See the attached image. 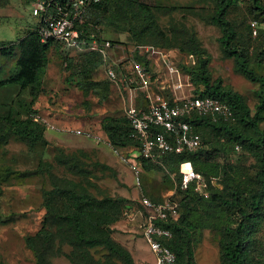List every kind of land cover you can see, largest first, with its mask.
Instances as JSON below:
<instances>
[{
	"label": "trees",
	"instance_id": "1",
	"mask_svg": "<svg viewBox=\"0 0 264 264\" xmlns=\"http://www.w3.org/2000/svg\"><path fill=\"white\" fill-rule=\"evenodd\" d=\"M208 1L212 9L204 19L219 27L218 42L223 55L232 58L237 73L258 85L252 108L240 92L224 85L220 77H212L209 55L193 31L175 21L167 26L161 23L160 16L174 8L163 0L91 2L78 26L79 36L85 41L107 39L121 43L110 36L123 31L127 33V41L135 45L177 48L194 55V63L181 65L193 86V95L218 99L229 106L232 117L188 116L186 119L200 136L199 147L161 154L154 161L139 156L140 171L163 169L173 174L176 182L180 179L179 163L189 160L206 181L204 191H199L195 183L185 189L176 187L177 214L157 221L171 235L160 240L174 252L173 264H196L194 235L198 230L208 229L217 235L219 264H264V31H260L259 44L253 45L229 17L237 0ZM247 8L248 15L264 21V0H249ZM37 29L38 23L15 40H0V53L7 57L16 54L9 75L0 79V90H17L0 111V149L11 136L24 142L29 150L48 143L46 127L34 115L35 104L44 90L43 78L52 47L62 62L64 82L79 89L85 104L90 95H96L98 101L110 96L111 82L94 77L98 68L111 65L108 56L97 50L69 55L59 41H42ZM134 58L150 69L145 56L135 51ZM114 69L118 72L119 65ZM155 76L152 74L151 79H156ZM118 79L120 84L124 82L121 75ZM161 91L170 94L168 89ZM100 127L113 148L137 149L139 143L131 135L132 128L124 113L103 116ZM236 146L245 154L242 159L234 158L239 152ZM109 172L116 174L112 166L90 160L82 150L66 152L61 147L56 148L51 160L41 158L33 168L2 167L3 183L37 176L49 182L41 189L44 212L40 225L24 237L33 264H53V258L59 255L65 256L69 264H136L131 251L111 234L112 224L128 208L129 199L100 189L98 179ZM0 264L6 263L0 259Z\"/></svg>",
	"mask_w": 264,
	"mask_h": 264
},
{
	"label": "rangeland",
	"instance_id": "2",
	"mask_svg": "<svg viewBox=\"0 0 264 264\" xmlns=\"http://www.w3.org/2000/svg\"><path fill=\"white\" fill-rule=\"evenodd\" d=\"M168 7L174 6L171 13L160 16L161 23L167 26L170 21L186 25L194 32L198 41L209 55V69L212 77H220L223 84L240 92L250 107L256 103L258 85L244 78L234 68L232 58L223 55L218 37L219 27L207 22L204 17L212 9L208 0H163ZM249 0H237L229 17L253 45L259 44L264 31V21H258L247 13ZM39 22V17L32 14V0H0V40H15ZM121 43H112L107 48L108 62L119 65L118 75L125 78L133 75L129 64V56L135 44L127 41V33L116 32L110 36ZM109 39V38H108ZM128 42V43H124ZM123 43V44H122ZM69 55H77L80 50L68 46H60ZM165 49V48H164ZM169 56L179 70L178 78L185 85L177 95L193 93L188 76L182 72L181 65L194 63V55L171 48ZM16 54L7 57L0 53V79L9 75ZM194 60V62L192 61ZM121 63V64H120ZM152 89L156 97L172 99V93L158 88L157 81L163 80L166 69L160 63L152 62ZM264 73V65L262 66ZM95 78H106L105 69L100 67L94 74ZM124 83V84H123ZM120 84V89L111 85L107 100L98 101L96 95H90L85 104L84 97L76 86L64 82V70L59 54L54 47L49 50V63L43 78V92L37 99L35 107L37 114L56 126V129L45 128L44 134L48 143L37 144L34 150H29L26 144L11 136L0 149V173L2 167L10 166L17 170L33 168L41 158L51 160L57 147L66 152L82 150L90 160H99L112 166L116 174L104 173L98 179L100 189H106L111 194L129 199V206L121 218L112 224V236L126 246L132 253L136 264H156L154 254L143 235V227L147 217L146 209L141 205V196H150L159 202L173 199L176 191V180L173 174L163 169L140 171L137 149L133 147L113 148L100 127V120L108 114L124 113V105L128 99L135 104L146 105L144 92L135 84L126 82ZM130 89V90H129ZM16 88L0 90V111L12 100ZM24 95V94H23ZM171 96V97H170ZM138 103V104H137ZM46 127V126H45ZM81 132L77 133L75 130ZM83 132V133H82ZM236 148L234 158L242 159L243 154ZM127 157L139 169L140 183H135L133 169L120 161L119 156ZM61 172V169L55 168ZM49 182L42 177H32L24 181L13 180L9 183L0 182V259L6 264H33V256L24 243V237L35 232L44 212L42 207L41 189ZM196 264H219L217 235L208 229L198 230L193 239ZM53 264H69L68 259L59 255L53 258Z\"/></svg>",
	"mask_w": 264,
	"mask_h": 264
},
{
	"label": "built area",
	"instance_id": "3",
	"mask_svg": "<svg viewBox=\"0 0 264 264\" xmlns=\"http://www.w3.org/2000/svg\"><path fill=\"white\" fill-rule=\"evenodd\" d=\"M96 1L98 0H32V14L39 17L37 30L41 40L45 42L53 39L80 51L97 50L107 57L109 47L107 40L85 41L79 36L78 26L84 21L86 7ZM135 51L145 56L150 61V65L155 62L165 67L164 78L158 80L157 84L159 89H168L173 94L171 101L156 97L152 89L151 69L146 68L143 63L134 58ZM129 64L133 75L123 78V81L128 86L137 85L147 99L143 107L137 106L133 100L129 99L123 111L130 122L131 135L139 143L138 156L154 161L161 154L181 153L199 147L200 136L186 119L188 116L210 115L222 116L225 119L232 117L229 106L214 97L195 96L193 93L177 95V91L182 90L185 84L178 78L179 70L171 60L168 50L151 44H137L129 56ZM105 74L110 82L120 84L118 74L111 66H106ZM34 119L41 121L46 128L56 129L54 124L38 114L34 115ZM75 131L81 132L79 129ZM119 159L133 169L135 183L139 184L140 176L137 166L123 155L119 156ZM178 174L180 179L176 182V187L185 189L190 183H195L199 191L205 190V178L195 171L191 161H181L178 165ZM139 201L147 211L143 235L154 254L156 264H173L174 252L160 240L161 237H169L171 232L157 221H165L169 216L176 215L177 201L168 198L155 202L145 195L141 196Z\"/></svg>",
	"mask_w": 264,
	"mask_h": 264
},
{
	"label": "crops",
	"instance_id": "4",
	"mask_svg": "<svg viewBox=\"0 0 264 264\" xmlns=\"http://www.w3.org/2000/svg\"><path fill=\"white\" fill-rule=\"evenodd\" d=\"M111 85H113V86L115 85L116 87H118V88L120 89V86H119L120 84H114V83L111 82ZM129 90H130V89H129ZM128 100H129V99H128ZM133 101H134V99H133ZM134 102H135V101H134ZM138 106H139V105H138Z\"/></svg>",
	"mask_w": 264,
	"mask_h": 264
}]
</instances>
